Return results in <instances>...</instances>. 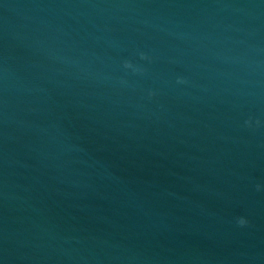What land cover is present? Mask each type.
<instances>
[{
  "label": "water",
  "instance_id": "obj_1",
  "mask_svg": "<svg viewBox=\"0 0 264 264\" xmlns=\"http://www.w3.org/2000/svg\"><path fill=\"white\" fill-rule=\"evenodd\" d=\"M0 264H264V0H0Z\"/></svg>",
  "mask_w": 264,
  "mask_h": 264
},
{
  "label": "clouds",
  "instance_id": "obj_2",
  "mask_svg": "<svg viewBox=\"0 0 264 264\" xmlns=\"http://www.w3.org/2000/svg\"><path fill=\"white\" fill-rule=\"evenodd\" d=\"M247 223H248L247 220L244 219V218H239V219H238V224H239L241 227L246 226Z\"/></svg>",
  "mask_w": 264,
  "mask_h": 264
}]
</instances>
